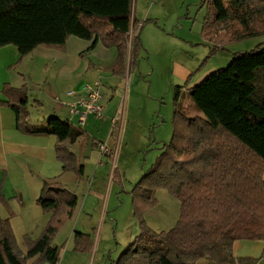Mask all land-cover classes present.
Here are the masks:
<instances>
[{
	"label": "trees",
	"instance_id": "1",
	"mask_svg": "<svg viewBox=\"0 0 264 264\" xmlns=\"http://www.w3.org/2000/svg\"><path fill=\"white\" fill-rule=\"evenodd\" d=\"M133 2L0 0V49L14 46L20 62L38 47L63 50L67 39L76 37L114 48L116 59L105 70L124 76L126 60L129 57L130 69L140 44L139 35L133 37L138 23ZM206 2L204 31L219 29L215 42L264 35V0ZM1 95L0 107L14 113L16 130L55 137V156L62 170L81 180L83 167L71 146L83 131L55 116L44 125H34L24 85L13 88L5 83ZM189 96L201 116L177 118L170 145L132 189L139 233L114 264H197L205 259L212 264L258 263L253 258L235 260L232 250L237 241L264 242V47L210 73L190 89ZM153 188H164L179 201V219L167 232H153L141 219L154 202L149 198ZM36 204L49 218L37 239L23 237L22 251L10 218L1 215L8 203L0 190V264H58L63 245L58 247L53 240L73 217L78 198L60 183L43 182ZM92 246L89 235H76L75 253L90 254Z\"/></svg>",
	"mask_w": 264,
	"mask_h": 264
},
{
	"label": "rangeland",
	"instance_id": "2",
	"mask_svg": "<svg viewBox=\"0 0 264 264\" xmlns=\"http://www.w3.org/2000/svg\"><path fill=\"white\" fill-rule=\"evenodd\" d=\"M133 9L138 21L133 29V37L139 35L138 56L132 60L116 89L113 86L105 90L103 99L104 105L110 103L109 108L123 118V125L120 133L115 130L108 137L109 156L102 160L103 165L94 162L87 180L75 191L78 209L83 198L90 195L75 231L89 235L93 246L90 254L77 255L80 258L73 264H114L117 261L139 233L132 189L170 145L178 127L177 118L201 116L189 96L190 89L210 73L225 68L233 58L264 47V35L239 42H215L214 37L220 30L209 27L204 31L206 0H134ZM18 66L11 65L8 70L28 81L31 75L37 77L33 69L17 74ZM44 82L39 81L40 90H44ZM24 86L28 93L34 94L30 84ZM28 105L30 116L40 113L41 122L47 119V113L36 108L32 100ZM96 170L100 173L91 186ZM149 198L154 202L141 215L144 224L156 233L174 228L180 216L179 201L164 188H153ZM78 209L64 224L70 223L68 230L63 226L57 233L54 245H63L74 230ZM197 264L212 263L205 259Z\"/></svg>",
	"mask_w": 264,
	"mask_h": 264
},
{
	"label": "crops",
	"instance_id": "3",
	"mask_svg": "<svg viewBox=\"0 0 264 264\" xmlns=\"http://www.w3.org/2000/svg\"><path fill=\"white\" fill-rule=\"evenodd\" d=\"M116 56L114 48L106 49L98 42L93 44V41L76 37H69L63 50L38 47L20 62V56L14 46L0 49V101L4 100L1 95L3 84L9 83L14 87L30 84L34 94L28 93L29 102L32 100L36 108L44 110L47 113V119L55 116L65 121L69 118L68 109L56 103L54 98L70 100L72 97L67 96L68 92L79 91L83 85L98 80L101 83V104L104 109L102 120L92 117L87 119L83 134L71 146L78 165L83 167L82 179L76 180L73 173L62 170V164L56 159L55 137L30 136L18 132L15 127L14 113L8 108L0 107V190L8 203V210L2 209L1 215L3 218H10V224L22 251H25L22 238L27 235L32 240L37 239L49 218L36 204L43 182L60 183L77 196L75 191L87 180L90 166L96 161L102 166V160L109 156V149L108 153L102 155L97 149V144L108 141L110 120L117 113L109 108L110 103L103 104L105 90L107 88L111 90L113 86L116 89L118 81L127 74L116 76L105 70L115 61ZM17 62H19L17 74L23 75L33 69L37 77L34 78L31 75V81H28L24 77L20 78L11 73L8 67ZM128 62L129 57L126 60L127 70ZM41 79L45 81L44 90L38 88ZM38 114L40 113H37L35 117L30 116L31 122L38 126L44 125L47 119L41 122ZM75 121L76 118H73L71 125L77 129ZM99 173V170H96L91 186L97 181L96 175ZM88 192H91V189ZM89 196L87 194L83 198L81 207L79 209L77 207V221L74 230L62 242L63 249L58 264H73L78 260L77 258H80L77 255H83L74 252V239L76 235L82 233L76 232L75 228L86 208ZM69 227L70 223H67L64 229L68 230ZM263 250L264 242L262 241L241 240L234 243L232 253L235 260L253 258L259 259L257 264H264V261L260 259ZM32 261L29 260V262Z\"/></svg>",
	"mask_w": 264,
	"mask_h": 264
},
{
	"label": "built area",
	"instance_id": "4",
	"mask_svg": "<svg viewBox=\"0 0 264 264\" xmlns=\"http://www.w3.org/2000/svg\"><path fill=\"white\" fill-rule=\"evenodd\" d=\"M68 97H72L70 100H62L59 97H55L54 101L61 106L68 109V122L72 124L73 118H76L75 124L77 129L83 131L86 121L89 117L96 120H102L104 118V109L101 104V83L96 80L92 83L83 85L79 91H70L67 93ZM111 128L109 136L116 130L120 133L123 118H119L117 114L110 120ZM98 151L103 155L108 153L107 141L101 142L97 145Z\"/></svg>",
	"mask_w": 264,
	"mask_h": 264
}]
</instances>
